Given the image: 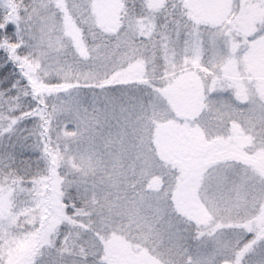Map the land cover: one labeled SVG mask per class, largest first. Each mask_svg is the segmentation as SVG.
<instances>
[{
    "label": "snow or ice",
    "instance_id": "1",
    "mask_svg": "<svg viewBox=\"0 0 264 264\" xmlns=\"http://www.w3.org/2000/svg\"><path fill=\"white\" fill-rule=\"evenodd\" d=\"M0 264H264V0H0Z\"/></svg>",
    "mask_w": 264,
    "mask_h": 264
}]
</instances>
